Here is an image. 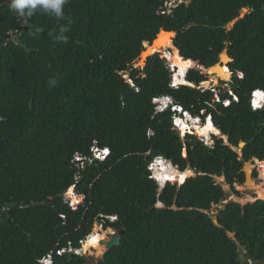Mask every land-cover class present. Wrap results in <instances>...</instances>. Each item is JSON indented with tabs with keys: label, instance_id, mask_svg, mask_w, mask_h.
I'll use <instances>...</instances> for the list:
<instances>
[{
	"label": "trees",
	"instance_id": "16d2710c",
	"mask_svg": "<svg viewBox=\"0 0 264 264\" xmlns=\"http://www.w3.org/2000/svg\"><path fill=\"white\" fill-rule=\"evenodd\" d=\"M167 1L68 0L57 20L24 19L0 0V264H41L50 254L54 264H89L68 249L101 216L118 217L106 224L121 244L96 264H264V201L224 205L215 180L240 196L245 164L264 162V108H251L252 93L264 91V0H185L171 13ZM161 30L176 33L179 52L161 54L190 67V85L172 87L160 53L135 68ZM225 51L231 94L202 86ZM163 96L203 124L211 117L222 137L182 139L176 114L157 111ZM101 148L111 150L105 161L93 156ZM157 157L195 176L161 190L149 170Z\"/></svg>",
	"mask_w": 264,
	"mask_h": 264
},
{
	"label": "clouds",
	"instance_id": "9594fccd",
	"mask_svg": "<svg viewBox=\"0 0 264 264\" xmlns=\"http://www.w3.org/2000/svg\"><path fill=\"white\" fill-rule=\"evenodd\" d=\"M171 1L172 0H168L165 4L166 11L169 13H171L174 9L178 8L181 4H183V2L185 0H175L173 2V5L169 6V3ZM67 2H68V0H8V5H9L10 10L13 13L18 14L20 17H22L24 19L31 18L32 16L37 15V14H45V15H49L51 17H54L57 20H64L66 18L64 7L67 4ZM186 4H187V0H186ZM66 31H68L67 27L61 28L62 33L66 32ZM57 39L59 41L65 42V43L67 42V37L65 35L59 36ZM169 51H170V49H169ZM169 53H172V52H169ZM161 55L163 56V58L165 57L164 54H161ZM165 59L168 60L167 57ZM137 62L135 63L136 69L144 67V66L143 67L138 66ZM169 63H170V69L172 72V80H171L172 87L173 88H179L180 86L190 85L186 80L187 74L190 70V67L185 69V70H176L175 67H173V63L171 61H169ZM232 77H233V75H232ZM125 79H127V76L125 77ZM48 83L50 85H54L56 83V81L53 79H50L48 81ZM258 93L261 95L260 101H257V99H259V97L257 96ZM233 100H236V98L234 96H233ZM154 104H155L158 112H164V111L170 109L173 113L176 114L175 117L173 118V127H174L175 131L179 134L180 137H181L180 134H182V132L184 131V133L182 135L183 138L181 137L182 139H185V137L188 134L197 136L198 133H196V129H195L196 125H198L197 128L204 127V125H205L202 123L200 118L193 117L190 113L184 111V109L182 107L178 106L170 96H163V97L157 98L154 100ZM225 105L226 106L230 105V100L225 101ZM251 108L253 111L262 110L264 108V91L257 90V91H254L252 93ZM188 117H190L189 120H187ZM208 121L212 122L211 117H208L206 119V123ZM212 124H213V122H212ZM183 127H185V130L182 129ZM210 134H212V133H210ZM220 135H221V133H220ZM215 136H217V135H215ZM197 137H199V136H197ZM220 137H222V136H220ZM199 138L201 140H204L206 143H208L211 140V139L208 140L205 136H202V137L200 136ZM208 144H212V143H208ZM185 154H186V152H185ZM110 155H111L110 148L96 149L95 152L93 153L94 158H97V159H100L103 161L107 160L110 157ZM257 162H260V161L254 160V163H251V162H249V163L251 164V166H253V169H255V164H257ZM168 167L172 168V169H177L179 172H182L179 169V167L174 166V164L172 163L171 160H168L167 158H164V157L155 158L154 161L149 166V170L152 173V178L159 185V188L161 190H163L168 183L174 184L173 182H170V181L162 182L158 177L159 174H161V172H163L165 170V168H168ZM254 174H255V172L253 171V180L254 179L257 180V177H255ZM194 176H195V174H194ZM191 177H193V176H191ZM187 179L188 178H186L181 184H178L177 182H175V183H177L179 186H181L182 184L185 183V181ZM255 183H256V181H255ZM243 186H244V184H243ZM68 195H72L73 197H77L78 200L71 199L68 197ZM66 197L68 198V200L71 201V206H77L80 203V199L75 194L73 188H70L66 192ZM226 200L223 202L224 205H226V203L228 202ZM159 206L161 207L162 205L159 204ZM101 218H102L101 221H98L95 223L91 234L85 240H83L81 242V247L79 249L70 248V249H68V252L74 253V254L79 255V256H85L86 252L83 250V247H85L91 241V238L94 235H98V236L104 235L105 236L107 234V236L109 237V240H106V241H110L112 237H120V239H121V234L119 233V231H117L116 229H114L112 227H108L106 224V221H108L110 224H114V223L118 222V217L117 216H108V217L101 216ZM230 237L234 238L232 235H230ZM105 238H106V236H105ZM106 252H108V251L106 250ZM62 253H64V251L58 252L59 255ZM239 259L243 260L242 263L247 262L248 264H251V261H244L243 257H240ZM40 263L41 264H54L53 255L52 254L47 255L45 258H43L40 261Z\"/></svg>",
	"mask_w": 264,
	"mask_h": 264
},
{
	"label": "rangeland",
	"instance_id": "374dc122",
	"mask_svg": "<svg viewBox=\"0 0 264 264\" xmlns=\"http://www.w3.org/2000/svg\"><path fill=\"white\" fill-rule=\"evenodd\" d=\"M170 38H172L173 36H169ZM167 45V48L165 49L166 51L167 50H172L171 47V40H168L164 43V45ZM150 54H152V50L148 51ZM225 54V53H224ZM179 60V56L176 54L173 58V61L172 63H175L176 61ZM171 61L170 59H168V62ZM205 73L208 72L209 74V71H204ZM231 76H230V79L229 80H226V81H223V80H220V79H216V76L212 73H210L209 75V80L208 82L204 83L202 86L204 88H207V89H211L213 87H221L222 89H225L226 92H228L229 94H231L230 92V82L232 81V73L230 72ZM216 101L218 100L217 97L215 99ZM190 117L187 118V120H189ZM209 123V122H208ZM196 127H198V125H196ZM184 131L182 132L181 137L183 135ZM189 133V132H188ZM196 133H198V131L196 130ZM214 135L213 133L210 134L209 136H205L208 140L211 139L213 140V136ZM197 136L200 137V135L198 134ZM219 137L221 135H218ZM202 137V136H201ZM183 138V137H182ZM209 141L208 143H212V141ZM238 153L239 150H237ZM253 166H251L252 168ZM157 170V169H156ZM254 172L257 173V180L254 179V182L256 181V185H250V186H246L244 187L243 185H240V184H237L234 186L235 190L239 192L240 196L236 195L233 190L231 189V187H229L228 185H226L225 183V179L223 177H220V178H216V183L221 185L224 189V191L226 192L227 194V200L226 201H231V200H234L235 202H237L238 204L242 205V206H245L249 203H253L255 201H257L258 199L259 200H264V199H260L257 197V190H256V186L257 185H262L264 184V177L262 175V169L261 167H259L258 164H255V169H252ZM193 175V174H192ZM191 175V176H192ZM160 179V178H159ZM179 184V183H178ZM69 198L71 199H74V200H78L77 197H73L72 195H68ZM253 197V198H252ZM256 197V198H255ZM239 198V199H238ZM255 198V199H254ZM68 199V198H67ZM242 199V200H241ZM246 199V200H245ZM237 200V201H236ZM106 236V240H109V237L107 236V234L105 235ZM83 250L86 252V255L85 257L89 259V264H96L99 260H101L104 256V254L106 253V248L105 250L103 251V253H100L98 250H95L93 248H87L86 246L83 247Z\"/></svg>",
	"mask_w": 264,
	"mask_h": 264
},
{
	"label": "bare ground",
	"instance_id": "6f19581e",
	"mask_svg": "<svg viewBox=\"0 0 264 264\" xmlns=\"http://www.w3.org/2000/svg\"><path fill=\"white\" fill-rule=\"evenodd\" d=\"M170 36H174V35L171 34ZM166 41H168V39H163L161 41H158L157 43L158 44H164ZM171 45H172V42H171ZM171 48H173V46ZM161 51H166V50H155L154 52H152V54L155 53V52H161ZM224 60L226 62H228V58H227L226 55H224ZM173 67H175L176 70H185V69H187V66L182 64L180 62V60H178L175 63H173ZM216 70L219 72L218 75L216 76V79H220V80L225 81L226 80V76L229 73L228 67H221V68L216 67V68L212 69L210 73L214 74L215 73L214 71H216ZM257 96L259 97V99H257V101H260L261 95L258 93ZM208 122L205 123L204 127H201V128H197L196 127L195 128L198 131V134L200 136H209L210 133H213V134H215L217 136L220 135V132L214 127L212 122L211 121H208ZM182 129L185 130V127H183ZM257 164L259 165V167H261L262 175L264 177V162H257ZM252 168H249V169L251 170ZM192 174H193V172L191 170H187V171L182 173V172H179L177 169H172V168L168 167V168H165V170L163 172H161V174H159L158 177L160 178V180L162 182L170 181V182H173V183L177 182V183L181 184L185 180V178L191 177ZM250 185H254L255 186L256 184H255L254 181H249L248 182V186H250ZM256 190H257V193H256L257 197L260 198V199H264V184L257 185L256 186ZM102 241H106V238H105L104 235H99V236L98 235H94L91 238V241L86 245V247L87 248H93L95 250H98L100 253H103V251L105 250V247L101 245Z\"/></svg>",
	"mask_w": 264,
	"mask_h": 264
},
{
	"label": "water",
	"instance_id": "95a60500",
	"mask_svg": "<svg viewBox=\"0 0 264 264\" xmlns=\"http://www.w3.org/2000/svg\"><path fill=\"white\" fill-rule=\"evenodd\" d=\"M191 1H192V0H187V5H189V4L191 3ZM248 12H249L248 9H243V10H242V13L240 14L239 19L235 20V21L230 25V28H233L234 25L236 24V22H237L238 20H240V19H243V18L246 16V14H247ZM171 34L174 35L172 38L169 37ZM175 37H176V33H175V32H168V31H165V30H161L160 33L157 35L156 39H155L152 43H146V44H144L145 50L142 52V54H141V56H140V58H139V60H138V62H137V63H138V66H140V67L145 66V65H146V62H147V59H148L150 56H152V55H154V54H159V53L161 54V52H155V53L151 54L150 56H147L148 51H150L151 49H154L155 44H156L158 41H161V40H163V39L171 40V42H172V46H173V49H176V50L178 51V49L175 47V44H174V38H175ZM178 52H179V51H178ZM224 53H225V54H224ZM224 53H222L221 56H220V62H219L218 64H216L215 66L211 67V68L209 69V72H211V70L214 69V68H216V67H219V68H221V67H227L228 64H229L230 62L233 61V60L230 58V56L228 55V52H227V51H225ZM179 54H180V53H179ZM224 55L227 56V58H228V62H226V61L224 60ZM164 56H165V54H164ZM164 58H166V56H165ZM144 60H145V62H144ZM214 72H215V73H214L215 76H217L218 73H219L217 70L214 71ZM245 145H246L245 143H241V144H240V147H239V152H240V153L242 152V149L245 147ZM249 168H251V164H250V163H246L245 166H244V168H243V170H242V173H243L244 176H245L244 187H246V186L248 185V182H249V181H254V180H253V170H252L253 168L251 169L252 171H251ZM249 171H250V172H249ZM192 176H194V173H193ZM185 179H186V178H185ZM229 203H237V202H235L234 200H231V201L227 202L226 205L229 204ZM215 224H216V225H219V223H218L217 220H215ZM120 244H121V239H120V237H112L110 241H103V242H101V245H102V246H105L107 251L111 250L112 248H114V247H116V246H119ZM239 261H240V262H243L242 259H239ZM244 264H248V263H247V262H244Z\"/></svg>",
	"mask_w": 264,
	"mask_h": 264
},
{
	"label": "built area",
	"instance_id": "2783aa9c",
	"mask_svg": "<svg viewBox=\"0 0 264 264\" xmlns=\"http://www.w3.org/2000/svg\"><path fill=\"white\" fill-rule=\"evenodd\" d=\"M174 1H175V0H172V1L169 3V6H172Z\"/></svg>",
	"mask_w": 264,
	"mask_h": 264
},
{
	"label": "snow or ice",
	"instance_id": "6c2138e0",
	"mask_svg": "<svg viewBox=\"0 0 264 264\" xmlns=\"http://www.w3.org/2000/svg\"><path fill=\"white\" fill-rule=\"evenodd\" d=\"M106 151V150H105Z\"/></svg>",
	"mask_w": 264,
	"mask_h": 264
}]
</instances>
